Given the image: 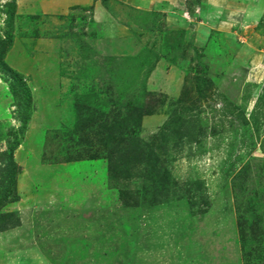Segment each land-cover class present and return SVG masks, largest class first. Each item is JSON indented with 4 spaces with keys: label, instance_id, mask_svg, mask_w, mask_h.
I'll list each match as a JSON object with an SVG mask.
<instances>
[{
    "label": "rangeland",
    "instance_id": "obj_1",
    "mask_svg": "<svg viewBox=\"0 0 264 264\" xmlns=\"http://www.w3.org/2000/svg\"><path fill=\"white\" fill-rule=\"evenodd\" d=\"M0 264H264V0H0Z\"/></svg>",
    "mask_w": 264,
    "mask_h": 264
}]
</instances>
